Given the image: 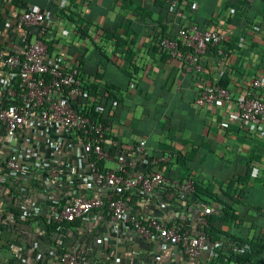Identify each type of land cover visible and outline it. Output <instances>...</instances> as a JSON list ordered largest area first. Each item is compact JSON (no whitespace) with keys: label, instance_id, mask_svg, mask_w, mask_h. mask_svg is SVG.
<instances>
[{"label":"crops","instance_id":"1","mask_svg":"<svg viewBox=\"0 0 264 264\" xmlns=\"http://www.w3.org/2000/svg\"><path fill=\"white\" fill-rule=\"evenodd\" d=\"M176 7L178 14L164 0H0V47L19 51L21 33L11 30L17 14L22 8L43 10L49 56L64 67L76 66L97 103L110 96L101 104V121L108 128L102 145L108 157L101 165L115 168L126 160L129 146L142 139L147 154L136 161L137 169L190 179L213 197L199 192L189 201L177 189L161 186L149 194L131 190L124 195L129 211L184 223L197 233L203 200L214 227L259 243L260 252L249 264H264V117L255 131H240L234 103L253 78L264 83V0H180ZM191 24L218 30L227 51L218 63L214 49L207 48L197 73L185 71L157 44L161 35L177 40L178 28ZM220 82L229 99L195 104L204 85ZM84 174V167L64 169L62 181L52 188L53 199L61 200L66 189L89 196ZM5 191L0 186V264H58L59 252L77 247L85 256L80 264L212 263L210 250L192 259L156 237L114 229L101 210L60 227L49 225L48 197L41 190L29 194V211L22 217L23 201ZM222 202L235 218L217 217Z\"/></svg>","mask_w":264,"mask_h":264},{"label":"built area","instance_id":"2","mask_svg":"<svg viewBox=\"0 0 264 264\" xmlns=\"http://www.w3.org/2000/svg\"><path fill=\"white\" fill-rule=\"evenodd\" d=\"M164 1L169 10L179 13L176 6L180 0ZM30 26H35L36 32L25 41ZM11 30L20 31L23 42L15 52L0 47V186L7 196L23 201L22 217L29 211L25 208L29 194L41 190L48 197L45 221L58 227L101 210L114 229L122 226L142 238L156 237L178 247L188 258L221 247L222 241L210 242L201 232L209 212L204 203H200L201 211L195 218L197 233L184 223H164L155 216L141 218L129 211L124 195L131 190L149 194L161 186L186 194L193 191L194 185L190 179H171L159 169H137L136 161L147 154L142 139L129 146L125 161L115 168L103 167L101 162L107 159L108 152L102 145L108 128L101 121L102 105L96 102L76 66L64 67L49 56L44 11L22 8ZM176 36L185 50L178 48L177 40L164 35L158 37L157 44L170 58L181 61L185 71L202 70L200 57L207 48L214 49L218 63L226 56L222 34L214 28L198 29L191 24L178 28ZM263 94L264 83L253 78L247 90L234 97L240 131H255L264 117ZM229 98L226 87L209 83L203 86L195 104ZM110 143L118 147L115 141ZM77 149L80 153H76ZM80 167L85 168L83 183L90 195L66 189L61 200H54L52 188L62 181L64 169ZM223 244L225 252L229 248L237 250L233 242ZM55 258L58 264H80L85 260L80 247L59 252Z\"/></svg>","mask_w":264,"mask_h":264},{"label":"trees","instance_id":"3","mask_svg":"<svg viewBox=\"0 0 264 264\" xmlns=\"http://www.w3.org/2000/svg\"><path fill=\"white\" fill-rule=\"evenodd\" d=\"M177 46L180 50H185L186 47L184 45H182L178 40H177ZM220 86H224L221 82H220ZM107 92V90H106ZM104 100L100 101V104H106L107 101L110 100V96L107 95L106 97L103 98ZM102 110H103V106H102ZM248 174V171L246 172V175H244V179H246ZM10 188V187H9ZM202 193L208 197L210 196V192L209 191H201L199 190L196 186H194V189L192 192L190 193H186L185 197L189 199V201H195L197 199H195L196 197L199 198L198 193ZM17 198V196H16ZM213 198V197H211ZM216 202H219V200H217L216 198L214 199ZM200 201V200H199ZM204 201L201 200L200 203H203ZM223 205V207L220 208V214L217 217L220 220H226V219H233L235 218V215L230 211L229 206L222 202L221 203ZM9 211L13 214L12 217L17 220L18 213L13 209V208H9ZM209 215L210 213L208 212L207 214H205V218H206V226L202 229V233L207 237V239L210 242H215V241H223V242H233L235 243V248H237V250H233L232 248H229L226 252H221V249H219L218 247L216 249L212 250V255H213V260L212 263H207V264H228L229 261L235 262V263H243V264H249V261L256 257L259 252H260V247L259 243L256 240H243V239H237L235 238L233 235L228 234L226 232H224L221 229H218L216 227H214L211 222L209 221ZM19 219V218H18ZM49 225H53L54 224H49ZM240 244V245H239ZM242 245L244 247H242Z\"/></svg>","mask_w":264,"mask_h":264},{"label":"water","instance_id":"4","mask_svg":"<svg viewBox=\"0 0 264 264\" xmlns=\"http://www.w3.org/2000/svg\"><path fill=\"white\" fill-rule=\"evenodd\" d=\"M35 32H36V27L35 26H30L29 29H28V33L26 34L25 41L28 40V37H29L30 33H35Z\"/></svg>","mask_w":264,"mask_h":264}]
</instances>
